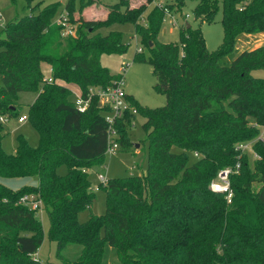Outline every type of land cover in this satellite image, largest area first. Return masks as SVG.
Masks as SVG:
<instances>
[{"label":"trees","instance_id":"16d2710c","mask_svg":"<svg viewBox=\"0 0 264 264\" xmlns=\"http://www.w3.org/2000/svg\"><path fill=\"white\" fill-rule=\"evenodd\" d=\"M25 2L30 12L0 34V116L20 117L19 94L37 92L27 120L39 143L32 146L19 135L8 153L0 121V176L34 177L38 185L14 190L0 182V264H43L37 257L43 236L39 209L21 202L25 194L42 200L61 264H105L107 244L123 264H264V77L254 74L264 70V44L237 47L243 35L264 33V0H197L193 13L200 25L182 24L180 42H162L159 34L165 15L181 11L187 0L154 4L148 14L147 4L121 0L100 20L76 16L100 0H82L79 11L68 0L65 21L78 26L67 35L64 18H57L60 3ZM219 12L223 42L211 51L201 24L214 22ZM115 23L134 24L142 48L134 60L153 67L155 89L167 102L146 107L127 93L132 108L146 118L147 170L101 184L105 212L80 221V212L97 199L88 169L106 161L109 107L93 94L80 112L66 84L88 98L91 88L119 83L122 74L101 62L104 53L128 50L122 31L101 32ZM134 116L128 109L114 123L123 151L131 150L128 125ZM247 143L256 157L240 149ZM61 165L67 166L64 175ZM225 168L233 169L230 201L211 188ZM70 243L82 245L76 260L61 254Z\"/></svg>","mask_w":264,"mask_h":264},{"label":"rangeland","instance_id":"374dc122","mask_svg":"<svg viewBox=\"0 0 264 264\" xmlns=\"http://www.w3.org/2000/svg\"><path fill=\"white\" fill-rule=\"evenodd\" d=\"M121 0H100L99 4H92L85 7L81 13H76V16L82 15L86 20H100L105 19L107 16V7L115 4ZM137 6L147 4L145 10L146 14L150 11L154 4H166L169 0H153L150 4L147 0H132ZM41 2L42 5L58 2L60 3L57 18L68 17L65 11V5L68 0H35ZM82 0H75L76 10L81 9ZM197 4V0H187L186 5L181 11L174 8L171 12L167 13L163 19L162 28L159 34V39L162 42H180V26L185 23H190L193 27H198L200 21L196 19L193 9ZM136 7V6H134ZM30 12L29 7L25 0H18L17 4H13L11 0H0V34L3 33L4 27L17 17H21ZM222 12H219L216 19L212 23L201 24L203 33L205 35L208 48L213 51L216 50L223 42L224 30L221 23ZM144 21V17H141ZM78 24H67L65 30L72 29L73 34L76 33ZM110 30H120L124 34V39L128 43V50L124 54H107L101 56V62L104 66L108 67L113 74H122L124 80V88L128 94L133 95L142 105L146 107H160L166 104L167 98L164 94L155 89L157 78L153 72V67L144 61H135L134 57L139 48H141L140 38L135 33V26L133 23H115L109 28L101 29L102 33H107ZM248 44V45H247ZM264 44V33L243 35L237 43V47L242 48L248 46L251 48L258 47ZM144 53L148 55L147 49ZM46 76L51 75L50 65L44 63L42 65ZM256 76L264 77V70H257L254 72ZM2 77L0 76V86L2 85ZM69 85V84H67ZM70 95L71 100H75L79 94L80 88L76 85L73 87ZM37 92H21L19 94V102L22 107L20 116H27L29 105L37 98ZM102 101V98H100ZM130 104V103H129ZM110 110V108L108 109ZM130 112L135 116L128 125V135L132 143L130 151H123L121 146L118 145L115 154H107L106 161L103 164L96 165L89 168L90 178L93 185L99 183L98 175L102 174L107 178L126 177L129 175H141L146 172L148 167V142L146 141L147 133L144 130V123L146 118L138 113L130 104ZM5 124V137L3 139V147L8 153H13L17 146V138L23 135L32 146H37L39 143V134L32 126L29 120L20 121L18 118H8ZM118 135H116L117 140ZM139 145V146H138ZM175 151H180L177 146L174 147ZM251 158L254 154L249 149L248 152ZM194 155H190V162L195 161ZM61 174L67 173V166L61 165L59 167ZM97 199L94 204L79 214L80 221H86L91 215H101L106 210V193L103 189L95 191ZM37 217L43 225L42 243L39 247L37 257L43 264H61V258L58 255V245L49 236L50 231V218L45 208H39ZM82 252V245L77 243L68 244L61 252L62 256L76 260ZM105 264H123L119 260L116 249L109 244L106 245L104 254Z\"/></svg>","mask_w":264,"mask_h":264},{"label":"built area","instance_id":"2783aa9c","mask_svg":"<svg viewBox=\"0 0 264 264\" xmlns=\"http://www.w3.org/2000/svg\"><path fill=\"white\" fill-rule=\"evenodd\" d=\"M0 17L1 14H0ZM62 17V16H61ZM64 18V17H63ZM58 21H60V17L58 18ZM62 23L64 26H66L68 23L63 19ZM65 34H73L72 29L65 30ZM139 51H142V48H139ZM50 81H52V78H49ZM93 94L99 95L100 98H102L101 104H104L110 108V110L105 114L106 121L108 122L110 128H109V145L107 149V154H115L116 148L119 145L116 140L117 132L114 128V123L117 118L122 116L126 110L130 108L129 101L127 99V92L124 88V80L121 78L119 83L115 86L108 87V88H91L90 89V95L88 98H86L82 92L77 94L74 102L76 105V108L80 112H85L90 103H91V97ZM20 121L27 120V116H20ZM0 121L6 122L7 118L5 116H0ZM240 149L243 152H249V149L254 154V157H256V153L253 150L252 144H241ZM198 155V154H196ZM232 168H225L222 169L218 177L211 183V188L214 191L217 192H224L227 195L228 200H231V197L233 195L232 189H231V183H230V174L232 173ZM99 183L97 185H93V190L98 191L100 190L101 184H107L109 178L106 176L99 174L98 175ZM21 202L24 204L29 205L30 207L34 209H39L42 207V200L38 199L35 194H25L21 198Z\"/></svg>","mask_w":264,"mask_h":264},{"label":"crops","instance_id":"0c3cea01","mask_svg":"<svg viewBox=\"0 0 264 264\" xmlns=\"http://www.w3.org/2000/svg\"><path fill=\"white\" fill-rule=\"evenodd\" d=\"M131 4H132V6L138 5V4H135L132 0H131ZM247 35H251V34H247ZM67 86L69 88L73 89V87L76 85L75 84H69ZM0 182L3 183L4 185L8 186L9 188L14 189V190L19 189L25 185H33V186L38 185V180H37V178H34V177L5 178V177L0 176Z\"/></svg>","mask_w":264,"mask_h":264},{"label":"water","instance_id":"95a60500","mask_svg":"<svg viewBox=\"0 0 264 264\" xmlns=\"http://www.w3.org/2000/svg\"><path fill=\"white\" fill-rule=\"evenodd\" d=\"M188 26H189V24H188ZM139 146V145H138Z\"/></svg>","mask_w":264,"mask_h":264}]
</instances>
